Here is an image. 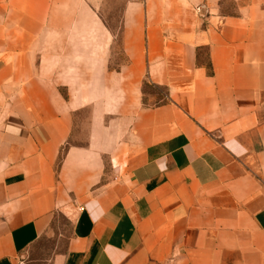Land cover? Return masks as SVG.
I'll list each match as a JSON object with an SVG mask.
<instances>
[{"label": "crops", "instance_id": "crops-1", "mask_svg": "<svg viewBox=\"0 0 264 264\" xmlns=\"http://www.w3.org/2000/svg\"><path fill=\"white\" fill-rule=\"evenodd\" d=\"M95 1L0 0V264H264V0H128L113 71Z\"/></svg>", "mask_w": 264, "mask_h": 264}, {"label": "rangeland", "instance_id": "rangeland-1", "mask_svg": "<svg viewBox=\"0 0 264 264\" xmlns=\"http://www.w3.org/2000/svg\"><path fill=\"white\" fill-rule=\"evenodd\" d=\"M128 0H98L93 2V7L98 15L100 22L109 34V54H108V70H118L120 66L125 63V57L122 51L121 43V15L125 3ZM142 92L143 104L145 106H152L159 104L160 101H164L165 90L163 88H156L147 83H144ZM87 114H81L80 123H84ZM78 134L72 137L73 144H79L77 141L84 140L85 134L82 130H77ZM57 227L61 230H65V225L60 223ZM61 230V231H62ZM56 240L48 239L41 242L40 254L45 253L49 256L56 249ZM59 248V247H58Z\"/></svg>", "mask_w": 264, "mask_h": 264}]
</instances>
